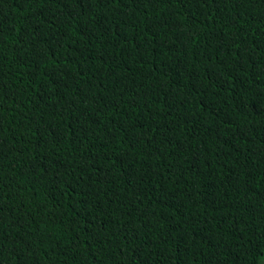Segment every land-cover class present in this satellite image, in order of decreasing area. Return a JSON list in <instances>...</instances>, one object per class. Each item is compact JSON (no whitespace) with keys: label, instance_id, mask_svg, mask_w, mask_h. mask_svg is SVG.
Returning a JSON list of instances; mask_svg holds the SVG:
<instances>
[{"label":"trees","instance_id":"obj_1","mask_svg":"<svg viewBox=\"0 0 264 264\" xmlns=\"http://www.w3.org/2000/svg\"><path fill=\"white\" fill-rule=\"evenodd\" d=\"M0 264H264V0H0Z\"/></svg>","mask_w":264,"mask_h":264}]
</instances>
